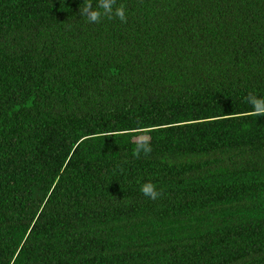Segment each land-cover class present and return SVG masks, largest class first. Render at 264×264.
Wrapping results in <instances>:
<instances>
[{
    "label": "trees",
    "instance_id": "16d2710c",
    "mask_svg": "<svg viewBox=\"0 0 264 264\" xmlns=\"http://www.w3.org/2000/svg\"><path fill=\"white\" fill-rule=\"evenodd\" d=\"M85 2L0 0V264H264V0Z\"/></svg>",
    "mask_w": 264,
    "mask_h": 264
},
{
    "label": "clouds",
    "instance_id": "9594fccd",
    "mask_svg": "<svg viewBox=\"0 0 264 264\" xmlns=\"http://www.w3.org/2000/svg\"><path fill=\"white\" fill-rule=\"evenodd\" d=\"M114 4L115 0H99L97 6L93 8L91 3L85 2L84 7L80 9V14L86 17L90 23L99 22L102 18H118L120 21L126 22L127 15L125 8L123 6L114 7ZM248 100L253 105L256 114H264V98L249 95ZM137 150H143L147 153L151 151V148L145 144H141ZM141 191L143 195L153 200L160 195L157 186L150 181L142 184Z\"/></svg>",
    "mask_w": 264,
    "mask_h": 264
},
{
    "label": "rangeland",
    "instance_id": "374dc122",
    "mask_svg": "<svg viewBox=\"0 0 264 264\" xmlns=\"http://www.w3.org/2000/svg\"><path fill=\"white\" fill-rule=\"evenodd\" d=\"M147 137L146 136H141L140 138L138 139H146Z\"/></svg>",
    "mask_w": 264,
    "mask_h": 264
}]
</instances>
